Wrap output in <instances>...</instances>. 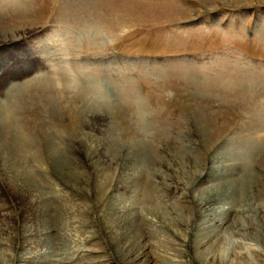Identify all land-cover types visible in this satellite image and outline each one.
Instances as JSON below:
<instances>
[{
	"label": "rangeland",
	"instance_id": "rangeland-1",
	"mask_svg": "<svg viewBox=\"0 0 264 264\" xmlns=\"http://www.w3.org/2000/svg\"><path fill=\"white\" fill-rule=\"evenodd\" d=\"M0 40V264H264V0H0Z\"/></svg>",
	"mask_w": 264,
	"mask_h": 264
},
{
	"label": "bare ground",
	"instance_id": "bare-ground-1",
	"mask_svg": "<svg viewBox=\"0 0 264 264\" xmlns=\"http://www.w3.org/2000/svg\"><path fill=\"white\" fill-rule=\"evenodd\" d=\"M31 35V34H30ZM1 41V40H0ZM26 47V46H25ZM23 50V49H22ZM24 57V56H23ZM8 64H9V61L7 62ZM1 78L3 77L2 75L0 76ZM13 79V80H12ZM5 81V82H4ZM13 81H15V78H13V77H11V78H7V77H4L2 80H0V85L1 84H3V88H0L1 90H0V95L2 96V95H4V94H6V91H8V89H7V86L8 85H11V84H13L14 82ZM77 81V80H76ZM6 88V89H5ZM19 92V91H18ZM17 94V93H16ZM16 96V95H15ZM3 110H4V112L8 109V108H2ZM2 109H1V114H2ZM0 114V115H1ZM5 122V121H4ZM5 124H6V122H5ZM8 129H9V131L11 132H9V134L11 135V137H13L14 138V136H17L16 134H14L12 131H13V129L14 128H12L11 127V125H9L8 126ZM52 139V138H51ZM36 193V192H35ZM215 199H213V201H214ZM212 201V202H213ZM211 202V201H210ZM209 202V203H210ZM211 202V204H215V206L217 207V209H218V207H219V205H220V203L216 200V202L215 203H212ZM219 204V205H218ZM216 209V210H217Z\"/></svg>",
	"mask_w": 264,
	"mask_h": 264
}]
</instances>
